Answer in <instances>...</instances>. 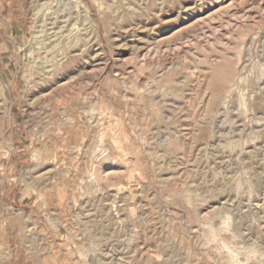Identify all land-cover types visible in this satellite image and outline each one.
Instances as JSON below:
<instances>
[{
	"label": "rangeland",
	"instance_id": "obj_1",
	"mask_svg": "<svg viewBox=\"0 0 264 264\" xmlns=\"http://www.w3.org/2000/svg\"><path fill=\"white\" fill-rule=\"evenodd\" d=\"M0 264H264V0H0Z\"/></svg>",
	"mask_w": 264,
	"mask_h": 264
},
{
	"label": "bare ground",
	"instance_id": "obj_2",
	"mask_svg": "<svg viewBox=\"0 0 264 264\" xmlns=\"http://www.w3.org/2000/svg\"><path fill=\"white\" fill-rule=\"evenodd\" d=\"M55 42V41H54Z\"/></svg>",
	"mask_w": 264,
	"mask_h": 264
}]
</instances>
